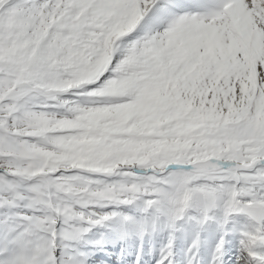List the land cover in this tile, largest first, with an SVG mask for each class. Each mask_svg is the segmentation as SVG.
<instances>
[{"label":"snow or ice","instance_id":"6c2138e0","mask_svg":"<svg viewBox=\"0 0 264 264\" xmlns=\"http://www.w3.org/2000/svg\"><path fill=\"white\" fill-rule=\"evenodd\" d=\"M0 264H264V0H0Z\"/></svg>","mask_w":264,"mask_h":264}]
</instances>
